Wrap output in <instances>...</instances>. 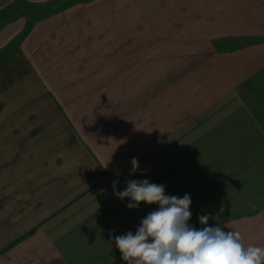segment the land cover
<instances>
[{
  "label": "crops",
  "instance_id": "crops-1",
  "mask_svg": "<svg viewBox=\"0 0 264 264\" xmlns=\"http://www.w3.org/2000/svg\"><path fill=\"white\" fill-rule=\"evenodd\" d=\"M5 12L0 264L117 257L102 236L129 214L122 231L141 221L113 194V180L119 191L142 179L129 175L133 157L166 192L205 167L230 179L264 161V0H0ZM18 68L43 87H15ZM156 207L140 202L142 218ZM217 223L264 247V204Z\"/></svg>",
  "mask_w": 264,
  "mask_h": 264
},
{
  "label": "clouds",
  "instance_id": "clouds-1",
  "mask_svg": "<svg viewBox=\"0 0 264 264\" xmlns=\"http://www.w3.org/2000/svg\"><path fill=\"white\" fill-rule=\"evenodd\" d=\"M130 163V176L143 174L137 158ZM117 184L113 180V194L121 201L127 198L128 209H138L140 202L157 206L141 219L135 233L110 236L126 264H264V247H245L239 231L226 232L218 223L208 225L209 214L198 217L202 228L189 223L190 194L168 195L164 184L147 178L129 179L119 191Z\"/></svg>",
  "mask_w": 264,
  "mask_h": 264
},
{
  "label": "rangeland",
  "instance_id": "rangeland-1",
  "mask_svg": "<svg viewBox=\"0 0 264 264\" xmlns=\"http://www.w3.org/2000/svg\"><path fill=\"white\" fill-rule=\"evenodd\" d=\"M16 3L13 1V4ZM57 5V4H56ZM59 8V6H55V9ZM26 11V9H25ZM32 14L33 11L28 8L27 13ZM5 14H10L11 16L14 14L13 12H5L2 17H0V20L3 21L5 18ZM8 18V17H7ZM30 18V17H29ZM28 18V19H29ZM31 19V18H30ZM16 42V41H15ZM12 43V46L14 45V50L19 51L18 49V43ZM11 47V46H10ZM52 51V50H51ZM48 52V53H47ZM45 53V54H44ZM52 52L49 51H43V61L44 64H41L38 66L39 68V73L45 78L47 75L48 71V64L46 62L47 60V55L52 54ZM7 54V53H5ZM14 56V55H13ZM1 57V55H0ZM6 57H9L7 55ZM7 74H10V70L7 69ZM11 75L16 79L15 81V87L17 88H36V87H43L42 84L40 83L41 81L36 78V75L34 74L33 71L27 69H16V70H11ZM14 78H9V79H14ZM209 150V149H207ZM264 150V146L262 147V152ZM248 151H250L248 149ZM223 152V151H222ZM250 153V152H248ZM222 155V154H221ZM169 161V160H168ZM167 158L162 157L160 159V164L161 166H165L163 169L164 172H168L169 167L167 166ZM219 162L215 166H217ZM198 166L204 167L202 165H207L209 168H213V162H197ZM246 165V164H245ZM245 165L242 167L243 170L241 173H239L240 176L237 177H232V178H227V177H219L222 175V171L224 166L219 165L218 170L215 171L216 174H219V176L211 175L208 173L209 170L205 167V170H202L200 173L199 177H192V178H198V181L194 182L196 185V191L192 192L195 190L194 184L191 182V177H186L184 176L182 178L183 182H178V187L173 189V192L170 191V187L168 186L166 194L168 195H176L177 197H182L185 193L190 194L191 200L194 199L195 197V202L191 203L190 205V210L192 212L191 219L189 223H191L194 227L196 228H202L203 226L199 224L198 217L203 214H209L210 219L208 221V225H213L217 222L220 221L222 218L226 217H236L239 216L240 214H245L249 213V211L254 210L255 208L259 207L260 205L264 204V161H258L256 165L254 166H246ZM166 168V169H165ZM166 171H165V170ZM158 170V169H156ZM214 169H212V172ZM147 168H146V176L144 178L149 179L151 183H161L164 181V178L161 179L159 174L151 176V174L147 173ZM207 173H206V172ZM209 174V175H207ZM141 178L142 174H141ZM138 179V178H136ZM139 180V179H138ZM177 184V183H176ZM193 184V186H192ZM219 184L220 187L215 188L217 190H213L209 192V187L215 186ZM209 186V187H208ZM214 188V187H213ZM186 189V190H185ZM221 191V192H220ZM155 207V204H152ZM151 205V206H152ZM149 205H146V211L149 209L147 208ZM155 208H153L154 210ZM113 212H118L119 208L113 209ZM92 214V212L90 213ZM148 214V213H146ZM141 216V217H140ZM143 216V210L141 208L134 209V220H139L142 219ZM126 221L128 222V225L132 222V216L131 214L128 215V217L125 216L122 220H120L117 225L111 226V234L112 236L117 235L116 230H119V235L126 233L127 231H132L135 233V231L132 229H127L122 231V223ZM113 230H115L113 232ZM136 230V227H135ZM116 232V233H115ZM111 236V235H110ZM102 238L105 239L103 243V252L105 255H108L110 253V248L105 247L106 243L109 241L110 247L113 249V253L115 250L118 252V256L114 258V256L108 257V264H126L121 259V253L119 250L115 247L114 242H110V238L103 234ZM108 253V254H107ZM105 259V258H104Z\"/></svg>",
  "mask_w": 264,
  "mask_h": 264
}]
</instances>
